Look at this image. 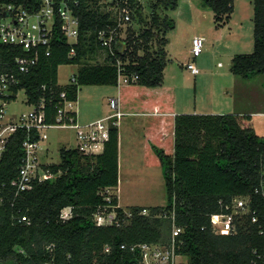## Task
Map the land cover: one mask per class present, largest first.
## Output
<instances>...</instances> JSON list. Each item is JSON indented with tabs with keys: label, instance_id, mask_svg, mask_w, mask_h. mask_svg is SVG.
I'll return each mask as SVG.
<instances>
[{
	"label": "trees",
	"instance_id": "16d2710c",
	"mask_svg": "<svg viewBox=\"0 0 264 264\" xmlns=\"http://www.w3.org/2000/svg\"><path fill=\"white\" fill-rule=\"evenodd\" d=\"M15 1L33 10L41 3ZM57 1H65L79 18L78 42H68L57 16L50 55L41 53L37 64L25 73L14 63L15 57L25 52L0 43V64L7 65L18 80L12 86L10 101L24 89L29 105L43 102L44 121L52 124L63 92L77 101L82 86H118L120 60L126 74L138 77L119 87L120 109L145 114L144 162L162 167L167 203L148 208L149 214L141 213L145 207H130L131 216L117 207L119 225L95 223L100 206H118L113 191L119 183L117 125L111 127L103 152L85 155L62 147L59 163L43 164L57 174L56 178L35 181L31 189L16 194L26 155L23 143L29 137L40 139L37 129L20 127L0 158V264L117 260L127 255L120 249L123 243L166 242L173 230L172 210L182 228L177 239L178 252L186 257L183 264H264V196L255 193L264 176V135L256 133L250 114L174 115L175 88L164 84L168 33L176 28V21L166 11L177 9L180 0H147L149 15L144 14L140 0H126L131 20L125 45L116 43L115 56L103 49L98 39L101 29L118 24L114 1ZM124 1L120 0L121 6ZM201 2L214 12L217 27L229 23L235 0ZM253 4L254 50L235 54L230 67L233 74L245 79L264 75V0H253ZM72 48L75 55H70ZM97 50L107 53L104 62L82 64ZM65 64H82L75 73L76 82H59V68ZM106 189H111L110 202ZM240 196H251V212L236 220V233L215 234L211 215L228 211L226 206ZM69 206L73 207V217L64 221L60 214ZM254 215L257 222L252 221ZM106 245L113 246V255L103 253Z\"/></svg>",
	"mask_w": 264,
	"mask_h": 264
},
{
	"label": "built area",
	"instance_id": "2783aa9c",
	"mask_svg": "<svg viewBox=\"0 0 264 264\" xmlns=\"http://www.w3.org/2000/svg\"><path fill=\"white\" fill-rule=\"evenodd\" d=\"M114 11L117 13L118 24L115 27L101 29L98 32V39L103 49L109 51L113 56L116 55V43L125 45L124 34L126 33L129 21L131 20V10L125 0L124 6L120 5V0H108L113 2ZM7 13V15H5ZM62 20V30L70 44H75L79 39V18L65 1L41 0L37 9H30L23 3L15 0H0V43L13 46L23 50V55H18L14 63L19 72H28L35 66L41 53L50 55L52 40L54 37V27L56 17ZM205 45L204 36H195L191 54L194 58L201 56ZM123 51V45H121ZM76 50L72 48L70 55H75ZM187 68L193 74H199L200 70L193 61L187 63ZM118 86L128 84L137 80V75L126 74L122 62L118 60ZM18 82L16 75L7 65L0 64V158L4 154L9 138L20 127L28 130L37 129L40 139L37 141L27 138L23 145L26 155L20 168L16 194L29 190L33 187L35 181H45L56 178L57 174L46 170L40 161L39 150L43 140L48 139L47 130L50 128H69L75 131L74 146L79 152L85 155H95L104 151L106 142L110 138L112 126L117 125L118 120L124 114L120 109V98L111 97L109 104L114 112L104 118L93 120L81 124L78 121V113L74 109L76 101L67 98L65 92L61 94L63 99L57 109L56 121L52 124L46 123L43 111L44 104L33 105V110L28 114H22L18 118H6L7 105L11 102L10 96L14 94L12 86ZM69 82H76L75 74L72 75ZM264 173V168H263ZM111 189H106V198L110 202ZM255 193L264 196V176L260 186ZM118 206L110 205L100 206L94 215V221L99 226L111 224H120L117 219L116 208ZM110 209V210H109ZM228 211L214 213L211 215V226L215 234L230 235L237 232L238 223L236 220L251 212V196L236 197L232 205H227ZM128 216L132 214L125 210ZM142 214H149V209L144 208ZM171 217L173 221V230L171 237L166 242H133L123 243L120 249L127 253L117 260H97L90 264H183L186 260L185 255L178 252V236L182 228L176 224L175 210H172ZM60 217L66 221L73 217V207L62 209ZM23 217V220H26ZM253 222L258 221L257 216L252 217ZM49 251L53 246L47 247ZM113 246L106 245L103 253L107 256L113 255ZM49 264V262L41 263Z\"/></svg>",
	"mask_w": 264,
	"mask_h": 264
},
{
	"label": "rangeland",
	"instance_id": "374dc122",
	"mask_svg": "<svg viewBox=\"0 0 264 264\" xmlns=\"http://www.w3.org/2000/svg\"><path fill=\"white\" fill-rule=\"evenodd\" d=\"M140 1L144 6V14L149 15L150 10L147 0ZM166 14L176 21V28L168 33L169 42L166 50L168 51L167 58L169 61L164 69V82L166 85L177 87L178 91H180V101L183 104H194L199 99V94L195 90L196 83H199L204 73L211 72V77L213 73V83L216 86H220L222 79L216 78L218 76L215 74L229 72L230 76H232L230 67L233 56L237 53H251L254 50L253 0H235L234 2V12L232 13L233 31L230 32L234 34L236 30V37L240 38L241 43L232 48H229V45H227L229 41V37H227L229 28L217 29L218 24L215 22L214 12L204 7L201 0H180L178 8L167 10ZM236 23L239 24V27L235 25ZM194 35L205 37L203 52L197 58H194L191 54ZM124 36L126 37V33ZM106 56L107 53L104 50H97L96 53L83 59L82 64L102 63L105 61ZM190 61H193L200 70V74L197 76L193 75L187 68V63ZM82 64H65L60 66L59 82L61 84L68 83L72 75L77 72ZM205 79L209 80V75ZM104 88L108 87L97 85L80 88L79 98L75 102L74 109L79 115L78 121L81 124L91 122L99 115H103L102 118H104L114 112L109 104L111 96L107 97V95H110L108 94L110 91L108 92ZM113 88L115 89H111V94H115L117 91V86ZM32 110L33 105L27 103V94L22 89L18 92L17 99L7 105L6 118H18L22 114L30 113ZM259 124L258 128L261 130L262 123ZM46 133L48 139L43 140L40 144V161L43 164L59 163L60 149L65 146L74 148L76 144L75 131L69 128L54 127L48 129ZM160 183V185L157 182L155 184V201L163 203L166 200L163 178H161ZM184 259L186 260V257Z\"/></svg>",
	"mask_w": 264,
	"mask_h": 264
},
{
	"label": "crops",
	"instance_id": "0c3cea01",
	"mask_svg": "<svg viewBox=\"0 0 264 264\" xmlns=\"http://www.w3.org/2000/svg\"><path fill=\"white\" fill-rule=\"evenodd\" d=\"M232 25L233 17H231L229 23H227L226 25L220 28L216 27L219 30L229 28V33L227 36L229 37V41L227 42L229 48H232L235 45H240L239 43H241V41L239 40L240 38L236 37V30L234 31V34H231L232 32L230 31H233ZM235 25L239 27L238 23H236ZM195 36L199 35H194V37ZM210 73L211 72L204 73V76L200 78L199 83H196L195 90L199 94V99L196 100L194 104H183V102L180 101V91H178L177 87L174 86V115L183 114L186 112L194 114H250L253 117V123L256 133L259 135H264V75H258L253 79H245L242 76L233 74L232 72H230L232 76H230L229 72H220L216 73L215 75L218 76L216 78L222 79V83L220 84V86H216V84L213 83L212 80L213 73L211 74L212 77L210 76ZM193 75L197 76L198 74ZM208 75L210 79L206 80L205 78ZM100 86L108 87L104 88L106 89V91H110L108 93L110 95H107L108 98L110 96H120V86H117V91L115 94H111V89H115L113 87L116 86ZM102 116L103 115H99L95 117L94 120L100 119L102 118ZM259 123H262L261 130H259L258 128ZM117 127L119 130V183L118 186L113 189V191L115 192V194H117L118 197V207L127 210L133 206L145 207L148 209L150 207L166 205L167 197L165 198L166 200L164 199L165 201L163 203L161 201H155L156 182L158 183V185H160V180L161 178H163L165 186V178L162 167L147 166L144 162L145 114L124 113L118 120Z\"/></svg>",
	"mask_w": 264,
	"mask_h": 264
},
{
	"label": "water",
	"instance_id": "95a60500",
	"mask_svg": "<svg viewBox=\"0 0 264 264\" xmlns=\"http://www.w3.org/2000/svg\"><path fill=\"white\" fill-rule=\"evenodd\" d=\"M5 15H7V13H5Z\"/></svg>",
	"mask_w": 264,
	"mask_h": 264
}]
</instances>
